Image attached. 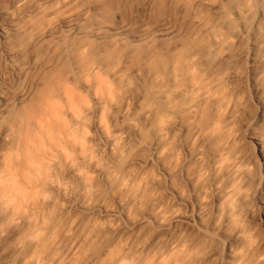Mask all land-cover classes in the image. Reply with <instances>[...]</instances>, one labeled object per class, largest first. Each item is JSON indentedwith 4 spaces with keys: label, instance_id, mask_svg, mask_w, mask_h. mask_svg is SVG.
Segmentation results:
<instances>
[{
    "label": "clouds",
    "instance_id": "clouds-1",
    "mask_svg": "<svg viewBox=\"0 0 264 264\" xmlns=\"http://www.w3.org/2000/svg\"><path fill=\"white\" fill-rule=\"evenodd\" d=\"M0 264H264V0H0Z\"/></svg>",
    "mask_w": 264,
    "mask_h": 264
}]
</instances>
